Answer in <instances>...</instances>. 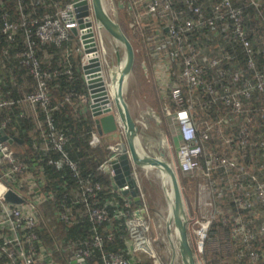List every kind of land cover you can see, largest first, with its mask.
<instances>
[{"label":"built area","instance_id":"1","mask_svg":"<svg viewBox=\"0 0 264 264\" xmlns=\"http://www.w3.org/2000/svg\"><path fill=\"white\" fill-rule=\"evenodd\" d=\"M23 1L18 0L19 6ZM75 1L60 7L56 14L28 18L23 13L21 21L12 19L8 12L2 14L0 31L10 44L17 42L20 32L25 35V47L17 56L32 73L34 81L27 84V90L15 88L6 94L0 79V108H17L18 115L33 116L39 128L38 135L34 136L36 148L61 153L58 157L50 156L47 163H65L74 171L78 186L73 205L84 203L91 234L76 241L66 239L48 244L45 240L42 231L50 230L51 226L44 219L43 204L53 194H47L44 189L43 167L31 166L18 154L22 149L12 146L17 140L10 139L17 135L7 131L11 117L5 116L0 121V264H90L95 249H100V264H132L135 257L145 261L150 258L152 264H163L157 238L151 232L149 206L138 182L140 168L149 167L135 163L132 166L131 173L142 204L133 210V218L128 221L131 232L128 241L132 243L128 246V253L131 255L124 250L106 249V242L114 239V233L103 225L110 219V211L97 199L103 185L99 180L81 175L78 162L66 150L67 134L49 112L50 79L59 71L43 65L38 49L46 43L62 46L70 38L71 27L78 25ZM126 1L137 22L148 25L143 21H149L153 14L162 20L156 33L144 44V49L145 54L155 58L152 82L164 95L162 111L173 118L178 141V168L184 174L199 177L193 211L186 210L191 243H196L200 253L212 252L214 258L235 254L238 257L248 255L254 264L264 261V247L256 246L259 237L264 238V219L257 222V216L255 220L243 213L249 207H256L257 211V203L264 206V62H259L255 55L244 7L234 0H208V7L205 0H123L122 4L125 5ZM251 1L257 7L264 5V0ZM90 16L93 17L92 12ZM230 43L239 45L246 57L242 71L227 66L229 61H237L240 55L237 50L227 48ZM75 50L84 64L87 57L81 41ZM258 51L264 55V35ZM64 69L67 74L73 73L71 66ZM73 95V91H69L65 96L71 100ZM80 98L81 104L90 109L91 98L87 91L80 94ZM168 99L174 102V109L165 101ZM213 104L216 105L215 111H221L223 115L205 120L204 126L199 127L195 110ZM39 106L48 111L45 119L39 117ZM150 115L161 122L155 109ZM142 122L148 126L146 115L142 116ZM3 129L8 135L5 139L2 138ZM227 129L229 133H226ZM216 135H224L225 142L234 145L232 154H215L207 150ZM89 142L93 147L102 142L96 128ZM125 150L128 148L113 150L100 168L114 178V160ZM247 153H250L252 163H240V157ZM203 154H208L206 165L201 163ZM257 154L262 159L257 158ZM217 167L235 169L232 186L243 193L234 197L241 211L229 206L228 215L221 221L218 219L219 195L214 178ZM10 190L22 200H9L6 195ZM250 195L257 203L250 200ZM132 197L129 193L117 215L131 213ZM62 205L63 210L58 213L60 222L83 221L71 212L65 200ZM213 238L216 241L211 246ZM138 249L145 256H139Z\"/></svg>","mask_w":264,"mask_h":264},{"label":"trees","instance_id":"2","mask_svg":"<svg viewBox=\"0 0 264 264\" xmlns=\"http://www.w3.org/2000/svg\"><path fill=\"white\" fill-rule=\"evenodd\" d=\"M73 0H24L23 5L19 6L18 0H0V28L2 24V14L8 12L12 19L16 21L23 20L22 14L25 13L28 18L41 17L47 14H56L60 7H64L67 3ZM244 7L247 15V28L249 29L250 36L253 39L255 46V55L258 56L259 62H264V55L258 51L259 46L262 43L264 35V5L257 7V4L251 0H234ZM208 0H205V4L208 7L210 4ZM127 1L125 2L126 6ZM22 7V8H21ZM142 10V5L139 6ZM210 9V7L208 8ZM127 14V13H125ZM148 23L144 24L146 36L144 42L147 43L149 37L156 33L154 26L162 23L160 16L153 14L149 21H143ZM215 33V32H212ZM80 43L79 37L73 32L70 34V38L62 45L57 46L54 43H46L39 47L38 54L44 62L45 67H51L52 69H58L59 73L53 75L50 79L51 87V103L49 105V112L51 113L55 123L62 128L68 136V142L66 144V150L73 160L77 161L80 167L81 175L84 177H90L95 180H99L103 188L99 191L98 202L102 206H107L110 211V219L103 225L110 228L114 233V239L106 242V249L109 250H124L128 253L127 240L130 235V227L128 221L133 218V210L140 208L142 201L135 200L132 197L131 213L125 215H117L119 209L123 208L126 198L129 193H124L120 189L113 185V177L100 168V164L111 154L110 142L102 140V142L96 146H91L89 140L92 131L96 128L95 117H93L91 110L81 104L80 94L87 91V83L83 71V64L80 54L76 52L75 48ZM230 50H237L240 55L237 61H229L227 66L232 68H238L241 71L245 69L246 57L242 54V50L239 45L234 46L233 44L226 45ZM25 47V35L20 32L16 43L10 44L5 36L0 31V79H2L3 91L8 94L15 88L21 90H27V84L34 81L32 73L23 66L17 56V53L22 51ZM67 66L72 67V74H67L63 70ZM73 91L74 95L71 100L66 99V93ZM168 101L169 105L174 109L175 105L172 99ZM216 105L213 104L209 107L199 106L194 114L195 118L199 122V127L204 126L205 120H214L216 115L222 116L221 111L216 112ZM39 117L45 119L47 109H43L41 106L38 107ZM10 116L11 122L7 127V131L13 135H17L23 139L22 142L14 141L13 144L21 146V151L18 153L22 159H24L31 166L41 165L44 169V189L47 194H53V197H49L43 204L44 219L46 218L51 226L50 230L42 231V235L48 241V244H52L55 241H65L71 239L76 241L82 237L90 236V221L84 210V203H77L73 205L75 201V192L77 190V176L69 165L62 163L49 164L47 159L50 156L58 157L61 155L56 150L45 151L40 148H36L34 145L35 135H38L39 128H37V121L33 116H20L18 115V109L12 107L0 108V121L3 117ZM161 122L160 126L162 131L166 132L171 138L175 136L176 130L171 115H167L162 111L160 113ZM226 133H229L227 129ZM146 136V135H145ZM234 145L226 143L224 135H216L212 141L208 144L210 152L215 154L229 155L232 154ZM208 153V152H207ZM248 154V155H247ZM246 156L240 157V163L248 164L252 163L250 153ZM208 154L201 156L202 165H206V159ZM257 158L262 156L257 154ZM37 163V164H34ZM180 173L181 185L185 182L188 188L193 182L194 189L199 179L196 175H187ZM235 169H225L223 167H217L214 172V178L216 182L217 195H219V214L218 219L227 216V208L232 206L235 211H241L237 208L234 197L243 195L242 191L237 190L232 186ZM184 193V197H187V203L193 205L192 197ZM251 201L257 203V200L253 195ZM63 200L69 205L71 212L83 218L82 222L65 224L58 220V213L63 210ZM191 205V206H192ZM256 207H249L244 209L243 213L245 216L255 219L257 216V222L264 219L263 209L264 206L257 203ZM80 211L83 212L80 214ZM254 211L256 212L254 214ZM256 220V219H255ZM219 223V222H218ZM45 232L48 235L45 236ZM257 248L264 247V238L259 237L256 243ZM210 253L212 259L221 260L223 257L214 258L213 253ZM100 249H95L94 256L89 259L90 264H100ZM227 260V264H254L248 255L238 257L235 254L224 257ZM132 264H151V261H145L140 258H136L132 261ZM257 264H264L261 261Z\"/></svg>","mask_w":264,"mask_h":264},{"label":"water","instance_id":"3","mask_svg":"<svg viewBox=\"0 0 264 264\" xmlns=\"http://www.w3.org/2000/svg\"><path fill=\"white\" fill-rule=\"evenodd\" d=\"M74 7L78 25L72 26L71 31L79 37L87 57V61L83 64V71L87 83V93L91 98L90 109L92 115L95 117L96 124L102 132L116 135L120 127L125 132L128 150L121 151L114 160L115 175L113 185L126 194H132L135 200L139 201V188L131 173L134 163L139 166L150 165L157 167L168 175L171 190L167 192L170 204V219L167 230L170 232L171 224L174 225L178 234L179 251L183 264H198L189 237L185 201L179 175L173 164L164 157V152L156 155L145 151L140 142L138 144L140 128L124 94L125 80L131 73L136 59L135 46L121 23L109 13L104 0H76ZM91 12L93 17L90 16ZM100 27L105 28L123 45L126 51L123 58L117 51L118 63L113 64L109 69L108 76L110 81L107 80L101 59L97 37V31ZM124 59L125 64L119 70L121 61ZM112 83H117L116 92L112 90ZM3 132L2 138L5 139L8 135L4 129ZM13 139L20 142L23 141L17 136L10 140L12 141ZM124 145V143H121L114 150L118 151L120 147L124 148ZM6 196L12 201L22 200L12 190Z\"/></svg>","mask_w":264,"mask_h":264},{"label":"rangeland","instance_id":"4","mask_svg":"<svg viewBox=\"0 0 264 264\" xmlns=\"http://www.w3.org/2000/svg\"><path fill=\"white\" fill-rule=\"evenodd\" d=\"M122 1L123 0H104V3L109 13L121 23L123 29L132 40L136 50L135 66H133L130 75L125 80L124 94L140 128L138 144L140 142L145 151L155 152L156 155H160L161 152H164V157L168 161H170L175 167L181 183L180 173L178 172V141L176 137L174 136L173 138H171L164 131L162 132L161 130H159L157 133V130L151 129L148 132L149 140H151V145L149 144V146H145V140L147 139L145 138L146 133H143V131H145V129L147 128L142 122L143 112L138 113L136 110H139V108H143L146 112L147 108L151 106L150 104H153V102L150 101L151 96L149 95V92L144 86L146 72L142 69L144 68V66L142 67L141 65V61L144 60L145 54L144 39L146 36V31L143 28L144 24L137 22L138 19L135 20L134 16L132 15V12L128 10V6L126 5V8V6L122 5ZM97 37L99 41L101 59L103 61L106 77L107 80L110 81L108 76L109 69L111 68V66H113V64H117L116 51H120L123 57L125 48L105 28H98ZM154 106L158 109L156 105H153V107ZM96 129L101 135L102 140L110 142L109 146H113V144H111L112 142H119L120 144L117 145V147L120 146L121 143H124V149L127 148L125 132L122 127L119 128L116 135L102 132L101 129L98 128L97 124ZM12 146L15 149H21V146H19L18 144H12ZM110 148L111 152H113L114 148ZM139 171L141 172L139 174L138 182L140 185V189L144 194V198L149 206L148 213L150 217L149 221L151 225V232L153 236L157 238L156 242L160 250L161 261L163 264H183L179 251L178 234L174 228V225L171 224L170 232H168L167 230L168 221L170 219V204L167 192L171 190L170 183L165 180L164 176L160 172V169H158L157 167L140 168ZM191 183L192 184L190 186L192 187L188 188L185 182H182L181 187L183 191V196L185 193L187 194L185 196H188L189 194L191 197L193 195V197L195 198L196 189H194L193 182ZM191 205L192 204L189 205V202L187 203L185 201V208L187 211H193L192 208L194 206ZM191 237L193 236L191 235ZM212 241L213 242L210 243V245L214 246L216 241L215 238H213ZM191 244L194 248L198 264H227V260L224 259V257L221 260L215 261V259H212V257H210V253L207 252L208 250L204 251L203 253H200L197 250L196 243L192 241ZM140 250L141 249H138L137 252L139 256H145V254L143 252H140ZM218 258L220 259V257ZM147 261H151V264L153 262L150 258H148Z\"/></svg>","mask_w":264,"mask_h":264},{"label":"crops","instance_id":"5","mask_svg":"<svg viewBox=\"0 0 264 264\" xmlns=\"http://www.w3.org/2000/svg\"><path fill=\"white\" fill-rule=\"evenodd\" d=\"M123 5V4H122ZM124 6V5H123ZM117 16V15H116ZM155 29L158 28V25L154 26ZM156 31V30H155ZM165 31H167V29H165ZM118 51V50H117ZM117 51H116V57H117V63H118V54H117ZM126 52V51H125ZM125 52L123 54V57L125 56ZM121 57H122V53L119 51ZM122 57V58H123ZM154 62H155V58L154 57H151L150 55L148 54H144V60L141 61V65L142 67L144 66V68H142L146 73L145 75V84L144 86L146 87V90L149 92V95L151 96V100L153 102V104H150L149 108H147L146 112L143 108H139V110H136L138 113L139 112H143L142 115H146L147 116V122H148V126L146 127L147 129H145V131H143V133H146V136L145 138L147 140H145V146H149V144L151 145V140H149V131L152 129V130H157V133L159 130L162 131L161 129V126H160V122L155 118L153 117L152 115H150V111L152 109H155L159 114L162 112V100L164 99V95L163 93L160 91L158 85L157 87L153 84V73H154V70L152 68V66L154 67ZM151 64V65H150ZM134 66H135V63H134ZM130 75V74H129ZM127 79V78H126ZM153 105H156L158 107L155 108V106L153 107ZM133 113V112H132ZM135 114V112H134ZM94 117V116H93ZM157 126V127H156ZM159 126V127H158ZM159 128V129H158ZM147 130V131H146ZM163 132V131H162ZM151 139V137H150ZM149 142V143H148ZM111 144H113V148H115V146L119 145L120 143L119 142H112ZM150 153H153V154H156L155 152H150ZM161 154V153H160ZM196 187H197V184H196ZM195 188V187H194ZM185 199V197H184ZM193 201H195L194 197L192 198ZM185 201L187 202V200L185 199ZM193 205H194V202H193ZM192 205V206H193ZM127 243L131 246V242L127 240ZM228 256H231V255H226L225 257H228Z\"/></svg>","mask_w":264,"mask_h":264},{"label":"bare ground","instance_id":"6","mask_svg":"<svg viewBox=\"0 0 264 264\" xmlns=\"http://www.w3.org/2000/svg\"><path fill=\"white\" fill-rule=\"evenodd\" d=\"M124 64H125V59L121 61V64H120L119 70L121 69V67H122ZM119 72H120V71H119ZM111 87H112V90L116 92V90H117V83H112V84H111ZM170 150H171V149H170ZM147 165H148V164H147ZM146 167L151 168L152 166L148 165V166H146ZM160 172H161V174L164 176L165 180H166L167 182H169V177H168V175H166L165 173H163L161 170H160ZM165 180H164V181H165ZM164 187H165V186H164ZM164 220H165V219H164ZM174 238H175V237H174ZM173 247H174V246H173ZM169 249H170V248H169ZM170 251H171V250H170Z\"/></svg>","mask_w":264,"mask_h":264},{"label":"clouds","instance_id":"7","mask_svg":"<svg viewBox=\"0 0 264 264\" xmlns=\"http://www.w3.org/2000/svg\"><path fill=\"white\" fill-rule=\"evenodd\" d=\"M91 110V109H90Z\"/></svg>","mask_w":264,"mask_h":264}]
</instances>
